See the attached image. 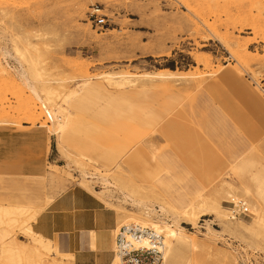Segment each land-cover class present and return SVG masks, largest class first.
I'll use <instances>...</instances> for the list:
<instances>
[{
	"label": "rangeland",
	"instance_id": "374dc122",
	"mask_svg": "<svg viewBox=\"0 0 264 264\" xmlns=\"http://www.w3.org/2000/svg\"><path fill=\"white\" fill-rule=\"evenodd\" d=\"M15 47L23 53L24 67L31 75L42 73L57 93L55 103L65 108L59 115L66 127L57 135L48 132L40 102L12 70L18 67ZM1 49L13 57L6 63L0 52V206H41L46 197L56 198L72 186L101 189L108 203L102 201L117 214L115 228L143 218L170 224L176 219L198 244L189 264H264V191L257 194L264 135L253 136V127L264 119V0H0ZM228 72L256 90L261 103L242 106L234 119L216 116L214 122L199 104L207 93L193 84L207 85ZM106 74L122 75L127 83L114 88ZM70 91L76 95L63 105L60 96ZM132 91L146 93V117L152 120L136 141L123 137L127 132L117 130L110 123L113 114H107L118 94ZM123 139L126 155L110 157ZM146 142L149 148L142 146ZM151 151L169 188H156L155 167L145 173L154 162ZM251 159L258 167L247 173L245 166L235 168ZM220 161L230 165L198 198L214 202L219 211L199 210L194 223L177 217L157 190L181 197L204 193V174ZM80 162L93 178L81 176ZM102 177L111 182L107 188ZM116 186L136 199L162 204L170 218L157 213L147 218L144 209L112 195ZM238 199L247 203V215L230 210ZM223 211L235 216L237 232L225 229ZM1 218L0 264H5V243L23 246L25 254L30 245L19 225ZM114 235L113 229L111 250ZM52 239L62 252V240ZM72 261V254L39 248L32 264Z\"/></svg>",
	"mask_w": 264,
	"mask_h": 264
},
{
	"label": "crops",
	"instance_id": "0c3cea01",
	"mask_svg": "<svg viewBox=\"0 0 264 264\" xmlns=\"http://www.w3.org/2000/svg\"><path fill=\"white\" fill-rule=\"evenodd\" d=\"M193 85L203 88L202 90L207 93V95L200 98L199 104L204 108L207 116H213L214 122L217 121L216 116H220L222 119H234L238 113L241 114L240 109L242 106L261 103L256 90L251 89L249 85L231 72L223 74L207 85L203 82L199 85L198 83ZM145 94V92L136 91L118 94L115 103L107 111V114L112 113L115 119V122L110 121V123H115L117 130L127 132V135L121 132L127 140L136 141L140 139L146 128L151 125L152 120L148 118L150 114L148 108L150 106L144 103ZM140 104H143V106L140 107ZM135 108L139 109L138 113L135 112ZM262 135H264V119H260L259 125L253 127V136ZM37 136H33L32 139L37 140ZM127 143L124 140L118 147H113V152L108 153L111 154L110 157H115L121 151L124 152L121 157L125 156L128 149ZM142 146L150 147L148 142L143 143ZM150 155L153 156L154 162L145 173L150 171L152 166L155 167V170L158 171L155 179L156 188L159 186L169 188V181L159 177L161 166L155 161L154 152L151 151ZM239 164L245 166L244 173L251 171L253 167H258V162L253 159L242 160ZM228 165H230L229 162L220 161L204 174V193L198 191L192 194L190 192L181 197L178 194H168L165 189L157 190V192L168 202L180 207L185 206L200 195H204L212 187L213 180L220 176ZM259 175L263 177L264 171ZM102 192L101 189L91 191L80 186H72L56 198L55 196L53 198L46 197L50 199L51 203L32 222V229L45 238L52 239L58 236L65 247V249H62L58 243L60 250L64 254L73 255V264H109L112 258L111 232L115 229L117 214L104 203H108L104 198L107 193L101 194ZM116 193H112V195L117 196L122 201L121 194Z\"/></svg>",
	"mask_w": 264,
	"mask_h": 264
},
{
	"label": "bare ground",
	"instance_id": "6f19581e",
	"mask_svg": "<svg viewBox=\"0 0 264 264\" xmlns=\"http://www.w3.org/2000/svg\"><path fill=\"white\" fill-rule=\"evenodd\" d=\"M31 48L35 49V47H33V46H31ZM0 52H1L2 58L4 59V61L6 63H7V61H6L7 57L8 58L10 57V59L13 57L10 54L11 52H8L7 49L6 50L1 49ZM14 52L16 55H18V57L16 59V61L18 63V67L12 68L13 72L15 73L16 77L19 79L21 84H23V86L28 89V91L35 97V99L40 102L41 107L44 110V113L48 119V121L45 125L48 128V132L51 135H55V134L57 135L58 133L62 132L64 130V128L66 127V121L64 120L65 117L59 115V113L63 112L65 110V108L61 105L57 106V104L55 103L53 97H56L57 93L55 92L54 89H51L47 85V83H49L48 80L44 81V78H45L44 75L40 72H37V73L31 75L29 70H27L24 67V65L21 61V60H23V53L21 52V50H19L17 47H15ZM14 60H15V58H14ZM36 61L37 60L35 59L34 63H36ZM119 76H120V77H118L119 79H115L114 76L112 77L110 75H107L104 78H105V81L110 86L120 89V88H123L125 86V84L127 83V78L122 76V75H119ZM144 76H146V77H161V78L166 77L163 75H154V74H145ZM38 87H40V88L38 89ZM75 95H76V91H70L68 93L61 95L60 100L62 101L63 105H67V103L70 101V99H72ZM53 104H55L56 107ZM74 162L79 164L78 163L79 161L77 162L76 160H74ZM80 165H81V171H80L81 176L84 178H89L90 176L87 174L85 169H83V166L85 165L84 162H80ZM243 167H244L243 164L235 165V168L239 171H242ZM90 178H93V177H90ZM100 179L102 180L104 185H106L105 186L106 188L108 187L107 185L108 184L110 185V183H111L110 180H108L104 177H102ZM112 179H113V177L111 178V180ZM115 180H114V182H115ZM125 182L126 181L123 182L124 183L123 186H124L125 190H128V184ZM120 184H122V182ZM113 188H114V190L115 189L117 190L115 192H119L121 194L122 201L124 203H129L130 205L132 204L138 208L144 209V214L147 218H150V214H152V213H154V214L157 213V215L167 216L168 211H167L166 207L163 206L162 204H157V205L150 204V202H148V201L145 202L144 200H142V198L141 199L134 198V196L132 195L133 193L132 194H130L129 192L126 193L127 191H125V190L123 191L122 188L121 189L117 188V186L113 187ZM257 190L259 193L264 191V176L263 177H261V175L259 176ZM243 191H245V193H248V189L245 186L243 188ZM200 197H202V195H200L198 198H200ZM198 198L195 199L197 201L190 202L189 204L182 206V207L177 206L176 204H173L171 202H169L168 205H170V208L176 212L177 217L186 218L187 220L192 221V223H194V220L191 218L196 216V213L199 210L204 212L205 209L210 208L213 211H216V212L219 211V208L217 207V205L214 202L211 203L209 200H205V199H204V201H200ZM214 198H215V196H214ZM234 200H235V198H234ZM49 203H51L50 199L45 198L42 206H36V205L31 206V205H25V204L0 206V222L2 219L1 217L7 216L9 218L8 221L11 222V224H13V225L17 224L16 227H18V225H19L21 227V230H23V234L26 237H28L29 245H30L29 248L27 249L28 251L25 254L23 246L20 245V247H15V246L11 247V246H9V244H6L4 242L5 246L8 245L5 247V250L1 249V252H4L3 258L5 261L4 262L5 264H32L35 257L37 256V250L39 248L46 249L49 252H51L52 254L67 255V254H64V253L60 252L59 250H57L55 242L52 239L45 238L44 236H42L39 233H36V231H34L32 229L31 223L40 214L42 209L45 208V205H47ZM231 203L234 204L235 206H237L238 204H244V206L247 209L249 208L247 206V203L245 201H243L242 199H238V200H236V202L231 201ZM163 204H165V203H163ZM166 204H167V202H166ZM157 207L159 209H157ZM230 210L232 211V213H234V211L235 212L238 211L234 208H231ZM248 213H249V210H248ZM202 215H204V214H202ZM167 217H169V216H167ZM234 217L228 216L224 211L222 213H220V220H221V222H223L225 229H227L231 232H234L237 227H240V225L237 224L236 221H234L235 220ZM130 219H133V218H130ZM127 220H129V219H127ZM127 220H126V222H127ZM172 220H174V219H172ZM165 221L166 220L161 221V223H158L155 220L152 221L150 219L143 218V219H137L136 221L129 222V223L139 224L140 226L149 228L152 231H154V233L161 235L162 245H159V249L162 251V257H163L164 264H165L166 260H167L166 263L169 262V264L170 263L171 264H189V254L192 255V253L194 251H196V249L198 248V244L194 240L195 238L193 239L192 238L193 236L190 237L189 235H187L184 232L183 227L178 223V221L176 219L172 222V224H170L169 222H165ZM129 223L127 222V223L121 224L120 226L125 225V224H129ZM2 224H4V223H2ZM120 226L116 227L114 230L117 231ZM4 230H2V231H4ZM4 232H6L5 234L9 233L7 231H4ZM235 232H237V230ZM3 236H4V234H3ZM141 242H142V245H145V246H152L153 245V242H150V240L148 238L143 239ZM1 245L4 246V244H1ZM201 246H202V244H201ZM1 255H2V253H1ZM190 264H191V261H190Z\"/></svg>",
	"mask_w": 264,
	"mask_h": 264
},
{
	"label": "built area",
	"instance_id": "2783aa9c",
	"mask_svg": "<svg viewBox=\"0 0 264 264\" xmlns=\"http://www.w3.org/2000/svg\"><path fill=\"white\" fill-rule=\"evenodd\" d=\"M234 209L238 210L234 211L236 214H248L244 204L234 205ZM145 238L153 242V245H142L141 241ZM159 245H162L161 235L151 229L135 223L122 225L115 231L114 248L109 264H164Z\"/></svg>",
	"mask_w": 264,
	"mask_h": 264
}]
</instances>
